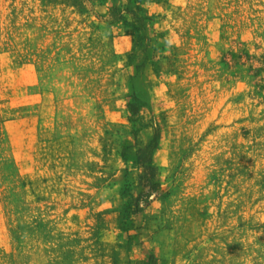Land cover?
Here are the masks:
<instances>
[{"label": "rangeland", "instance_id": "rangeland-1", "mask_svg": "<svg viewBox=\"0 0 264 264\" xmlns=\"http://www.w3.org/2000/svg\"><path fill=\"white\" fill-rule=\"evenodd\" d=\"M0 264H264V0H0Z\"/></svg>", "mask_w": 264, "mask_h": 264}, {"label": "trees", "instance_id": "trees-1", "mask_svg": "<svg viewBox=\"0 0 264 264\" xmlns=\"http://www.w3.org/2000/svg\"><path fill=\"white\" fill-rule=\"evenodd\" d=\"M126 11L134 16L133 11L129 10L128 8ZM128 13H122L117 8H114L111 13L113 22H119L122 20L126 21L125 14ZM134 21L136 23L138 22L137 17H134ZM130 108L133 111L134 106H130ZM157 146V138H155L149 145H147L145 148L139 149L138 151L139 154H142L144 158V160L141 162V166L144 171L140 177L143 189L135 202L137 213L143 212L153 202L155 194L161 190L160 183L156 181V168L152 161L153 152Z\"/></svg>", "mask_w": 264, "mask_h": 264}]
</instances>
